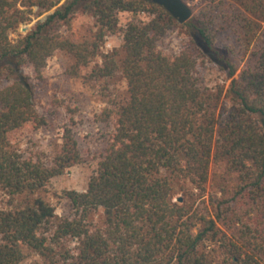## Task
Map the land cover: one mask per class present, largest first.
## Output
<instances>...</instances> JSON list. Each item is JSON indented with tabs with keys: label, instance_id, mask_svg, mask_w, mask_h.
<instances>
[{
	"label": "trees",
	"instance_id": "obj_1",
	"mask_svg": "<svg viewBox=\"0 0 264 264\" xmlns=\"http://www.w3.org/2000/svg\"><path fill=\"white\" fill-rule=\"evenodd\" d=\"M200 1L179 25L150 0H0V193L25 196L0 209V264H19L24 248L39 257L35 264H264V0ZM45 13L22 38L9 39L19 24ZM79 14L94 20L87 44L61 33ZM120 14L130 16L123 27ZM178 25L190 43L164 56L157 43ZM115 34L121 57L102 55L89 76L120 71L127 96L99 114L112 132L98 166L85 191L61 193L68 213L54 223L55 208L35 194L81 154L68 125L50 166L12 147L11 132L47 122L23 68L39 78L56 50L71 55L74 68L87 66ZM220 37L228 43L218 46ZM211 62L231 79L225 93L199 74ZM223 97L229 105L221 111ZM210 162L222 171L202 205ZM179 191H188L181 205L173 201ZM98 212L101 226L93 221Z\"/></svg>",
	"mask_w": 264,
	"mask_h": 264
},
{
	"label": "rangeland",
	"instance_id": "obj_2",
	"mask_svg": "<svg viewBox=\"0 0 264 264\" xmlns=\"http://www.w3.org/2000/svg\"><path fill=\"white\" fill-rule=\"evenodd\" d=\"M191 8L192 15L196 14L202 2H186ZM47 13L36 17L32 16L30 22L19 24L15 31L9 33V39L16 41L26 35L37 20H43ZM120 26L123 27L130 19L128 14H120ZM141 20H149L148 14L138 15ZM180 25V24H179ZM176 26L167 32L157 43V50L164 56H176L190 43V36L185 28ZM62 36L75 44H87L95 33L94 20L81 14L74 17L68 28H61ZM228 42L223 37L217 40L218 46ZM122 38L120 35H108L99 48L95 57L89 60L88 65L74 68L75 62L71 55L64 51L56 50L47 60L40 77L36 78L30 66L23 68V74L28 76L33 88L34 106L37 112L46 118V124L40 128L27 130L18 129L9 134L12 147L23 157L39 160L46 166L53 163L55 156L60 152L61 136L65 126H71L77 140L81 162L70 167L62 175L51 179L49 184L38 191L35 196L41 197L55 208L56 223L58 218L68 213V202L61 198V193L66 190L83 192L88 186L90 176L96 170L103 153L105 140L108 133L112 132V123L101 122L99 114L105 108L112 107L124 100L127 96V86L120 71H116L110 78H90L92 69L102 66V55H122ZM118 58V57H117ZM241 62L233 78H238L244 66L247 55L241 58ZM199 74L209 87L219 85L224 87V93L229 87L230 78L218 69L215 63H205L198 68ZM229 105L227 98L223 97L220 102V110ZM222 111V110H221ZM222 167L210 162L209 181L206 185L205 203L208 205V194L214 180L220 176ZM188 190L191 191V189ZM196 192V191H194ZM25 200V196L9 198L0 193V209L10 210ZM188 200V191H179L173 197V201L181 205ZM199 199L196 205L201 203ZM93 221L96 226H101V212L94 215ZM75 240L66 242L68 248L75 247ZM24 258L19 264H35L39 257L28 250L23 249Z\"/></svg>",
	"mask_w": 264,
	"mask_h": 264
},
{
	"label": "water",
	"instance_id": "obj_3",
	"mask_svg": "<svg viewBox=\"0 0 264 264\" xmlns=\"http://www.w3.org/2000/svg\"><path fill=\"white\" fill-rule=\"evenodd\" d=\"M164 8L178 24H184L192 16V11L189 5L183 0H150Z\"/></svg>",
	"mask_w": 264,
	"mask_h": 264
}]
</instances>
